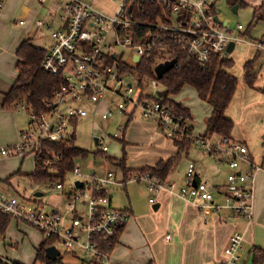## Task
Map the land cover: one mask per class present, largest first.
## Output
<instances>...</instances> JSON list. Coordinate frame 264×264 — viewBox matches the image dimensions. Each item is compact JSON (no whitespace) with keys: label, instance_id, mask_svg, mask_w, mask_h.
I'll use <instances>...</instances> for the list:
<instances>
[{"label":"built area","instance_id":"1","mask_svg":"<svg viewBox=\"0 0 264 264\" xmlns=\"http://www.w3.org/2000/svg\"><path fill=\"white\" fill-rule=\"evenodd\" d=\"M60 1L63 11L61 28L55 29L43 19L37 21L39 27L48 26L53 38L43 68L62 79L49 102L54 108L43 114L28 111L31 119L29 127L21 131L18 143L0 146V157L36 155L45 140L57 141L71 135L75 132L73 120L88 114L84 106L72 103L91 102L107 106L102 111L104 119L113 117L116 112H123L128 117L139 111L143 117L157 121L166 136L191 137L193 144L201 146L230 171L224 185L213 187L197 178L196 163L190 161L185 183L178 186L176 181L161 179L150 172L136 173L125 182L124 174L115 167L100 174L86 173L76 166L65 180L49 182L50 187L59 190L66 199L64 205L48 209L40 203L41 200L35 199L40 197L24 200L0 191V215L29 224L45 237H53L59 245H51L57 246L61 253L69 252L79 257V264H111L113 249L131 214L112 204L108 189L129 181H146L149 190L154 193L150 197L151 203H155L157 195L166 191L196 204L201 210L224 212L232 219H252L256 171L260 165L253 161L248 146L227 137L219 136L217 140L214 136L196 132L189 116L173 112L162 101L158 94L161 88L156 71L147 86L142 87L136 76L121 73L119 65L122 61L136 66L143 58L156 52L159 54L157 59L170 56L168 44L164 42L168 38L165 34H155L159 44L137 41L142 36L138 27H143V24L132 18L129 12L135 1L142 9H145L146 2L158 4L161 12L152 23L153 27L159 33H169L173 41L186 46L203 62L209 61L215 54L229 56L230 42L237 44L248 40L243 34L246 27L238 23L234 29L229 20L219 17L218 21L216 16L219 14L215 9L218 0H123L115 13L105 12L87 0ZM3 5L0 1V7ZM67 18L69 21L65 27ZM255 45L264 50L263 40L255 42ZM117 48L124 49L122 54ZM129 50L132 53L126 61L123 55ZM164 61L167 60L161 62ZM260 75L264 77V67ZM17 105V108L27 110L26 104ZM96 136L97 144H103V138L99 134ZM118 136L116 132L114 137ZM108 150L109 146L103 144L102 151ZM243 242L242 234L234 233L225 249L226 256L219 264H240ZM0 261L1 264H13V259L1 253Z\"/></svg>","mask_w":264,"mask_h":264},{"label":"crops","instance_id":"2","mask_svg":"<svg viewBox=\"0 0 264 264\" xmlns=\"http://www.w3.org/2000/svg\"><path fill=\"white\" fill-rule=\"evenodd\" d=\"M0 1L4 3V5L0 7V145L3 146L18 143L21 131L28 128L31 122L27 110L20 108L11 109L4 106L5 94L10 91L18 76V47L25 39L31 38L34 45L48 49L53 42L50 29L46 25L39 27L37 21L43 19L46 21V24H50L53 27L52 20L54 17L59 18L62 22L61 15L63 11L60 0ZM100 1L101 3L99 4L102 6L107 5V0ZM263 1L264 0H260L256 6H259ZM61 26L62 25H60L59 28H61ZM242 43L250 45L248 56H246L247 51L237 54V60L241 59L242 61L244 78L246 75V70L244 68L245 62L254 57L258 47L252 40H247ZM238 45L244 44H241V42L235 44L233 51H235ZM237 60L235 59L234 66L229 69L234 75H236V73L233 69L236 66ZM261 63H264L263 60ZM244 84L243 106L246 107L248 101H256L258 102L257 112L264 111V94L253 90L255 87H250L245 82ZM186 87L189 86H185V88ZM263 88L264 86H260L259 89ZM233 102L227 110V116L234 120L236 128L238 111L236 113L234 107L232 108ZM102 104L104 106L102 110H105L107 106L104 103ZM210 108L211 114L212 107ZM194 120L195 117L193 115L192 122L195 131L198 133H205V129H200ZM156 123L160 127L157 121ZM235 128L232 134L233 139L245 143L250 150L249 137L252 135L253 138L250 140V143L252 145L255 144L254 139L256 133H264V120L259 121L256 128L251 129V132L245 130L244 133H235ZM246 136H248V138ZM214 137L220 138L217 135ZM168 138L173 140L170 137ZM176 151L177 148L174 144L172 155L176 153ZM251 156L253 161L260 165V168L256 171L255 210L252 219H232L224 212L218 213L215 210H201L196 204L166 191L157 195L158 200L155 203H151L150 197L153 196L154 193L150 191L147 186V191L150 192L148 199L152 205L149 202H145L144 211H140L134 207L130 201V206L121 208L128 211L131 214V218L119 235L118 242L111 255V264H219L226 256L225 249L230 243L231 236L237 232L242 234L244 240L241 251L242 261L243 253H248V256L250 255L252 257L251 250L253 246H259L264 249V146L261 148V154L258 155V151L255 154L251 152ZM22 157L23 158H20L17 155L0 157V191L3 193L9 194L7 191L12 185L11 180L13 179H10L9 176L22 174V172L24 174L30 173L22 170L23 162L27 156ZM159 159H157V161ZM195 163L196 174L199 180L208 181L209 178L213 177V179H211L213 187L225 184L226 178L221 176L222 170H226L224 168L225 166L221 167L219 162V166H217L215 161L210 163L209 158L206 159V157L199 162L196 159ZM35 164L32 172L35 169ZM108 169H103L100 174L105 173ZM173 171L169 175L168 180L176 181L178 186L182 185L183 180L176 178L173 175ZM182 179H184V177H182ZM157 203H159L158 209H154L153 206ZM112 204L115 206L113 200ZM17 226H19V224H17ZM15 231L16 233H8L7 228L4 236L5 244L3 245L5 250L9 248L7 243L13 244V242H11L13 239L18 240L23 233H27L25 230L19 231L15 229ZM7 234L10 239H7ZM2 235L3 234L0 233V236ZM167 235H170V238H167ZM11 249L15 250L13 248ZM3 255L5 256L6 253H3ZM7 257L18 261V259L13 256ZM242 261L240 264H246V261H243V263ZM76 264H79V261H77Z\"/></svg>","mask_w":264,"mask_h":264},{"label":"trees","instance_id":"3","mask_svg":"<svg viewBox=\"0 0 264 264\" xmlns=\"http://www.w3.org/2000/svg\"><path fill=\"white\" fill-rule=\"evenodd\" d=\"M239 3L240 0H232V6ZM130 8L129 12L132 13V18L143 24V27H138L142 36L137 41L146 43L157 42L159 44L160 40L155 37V34H161L162 36L165 34L168 38L164 42L166 45L168 44V54L170 53V56L162 58V60H168V58L177 60L175 66L164 73L162 78L158 77L159 83L163 86L161 90H167V93L161 96L162 101L173 112L189 116L193 121L190 107L171 97V95L179 94L185 86L193 87L198 96L212 107V112L207 118L204 134L211 137L217 135L234 140L232 134L235 122L227 116V110L239 86L238 76L229 70L235 64L234 57L215 54L209 61L203 62L195 55H192L186 46L173 41L169 33H159L153 27L152 23L156 21L159 12H161L158 4L146 2L145 9H142L135 1ZM253 18L256 23L264 21V1L259 6H255ZM252 30L253 22L243 32L244 36L247 34L252 37ZM260 41L262 40L258 42ZM46 53L47 48L34 45L31 38L25 39L20 44L17 50L19 57L17 65L18 76L10 91L5 94L4 106L6 108L14 109L18 107V103H24L27 106V111H34L37 114L48 113L54 108L49 102L59 89L62 79L60 76H55L43 68ZM158 55V52L152 53L143 58L136 66L124 64L120 61L121 73H130L136 76L142 83V87H146L149 80L155 76V65L157 60H159L157 59L159 58ZM262 60L264 62V50L258 49L254 57L245 62L246 75L243 79L250 87L254 88L256 85L262 70L261 67H264V63H261ZM132 117L133 115H129L128 120ZM77 123L78 119H74L73 125L75 127ZM76 137V132H74L61 140H45L41 148L36 151L34 171L27 175L31 176L38 184L65 180L67 175L77 166L76 159L78 157L87 158L90 154L89 150L76 144ZM172 139L177 148L176 153L168 159H159L153 165L137 169L127 167L126 154L123 159L116 161V159L102 150L99 153L107 157L112 167L122 168L125 182L132 175L142 172H150L161 179H168L171 172L179 164L183 153L188 151L193 145L192 138H188L186 135H179ZM35 199L40 200V198ZM11 220L10 216L0 215L1 234L5 235ZM54 241L53 237H45V240L38 248L37 260L45 264H63V252L55 259H51L46 255V247L53 244ZM251 253L252 264H264L263 248L253 246ZM8 258L12 260V258ZM13 264L24 263L13 259Z\"/></svg>","mask_w":264,"mask_h":264},{"label":"rangeland","instance_id":"4","mask_svg":"<svg viewBox=\"0 0 264 264\" xmlns=\"http://www.w3.org/2000/svg\"><path fill=\"white\" fill-rule=\"evenodd\" d=\"M87 1L93 2L105 12L115 13L119 9L120 3L123 0H107L108 2L106 6L99 4L101 3L100 0ZM259 1L260 0H240L238 11L235 12L233 11L232 0H218L215 3V9L218 11L219 17L223 20H229L230 26L234 29H236L238 23H242L247 28L249 24L253 22L252 37L247 34L245 37L248 40L254 39L252 41L255 43V41L258 42L259 40L264 41V21H260L258 23L253 21L254 9ZM52 23L53 28L55 29H58L60 25H62L61 20L57 17L53 18ZM241 44L244 45H238L235 51L230 53V56L235 57L236 60L238 59V53L241 54L247 51L246 56H248L250 52V45L242 42ZM117 49L119 50V53L122 54L124 49ZM130 53H132L130 50L124 52V60L129 61ZM160 61L162 60H157V63ZM233 70L239 78V86L236 91V95L231 101V103L234 101L232 108L234 107L236 113L238 111L235 133H244L245 130L247 132H251V129L256 128L259 121L264 120V111L257 112L258 102L256 101H248L246 103V107L243 106V89L245 84L243 79L244 70L241 59L237 60L236 66ZM260 86H264V77L259 75L257 84L254 86L255 88L253 90L264 94V89L260 90ZM159 88L162 89L163 86L160 84ZM171 97L187 104L191 108V112L195 117L194 122L197 123V126L200 129L206 130L207 118L209 117L211 106L198 96L196 90L193 87H186L182 92L177 95H171ZM72 104L84 106L88 110V114L86 116H81L78 119L76 127H73L77 136L76 144L84 149L89 150L90 152L87 158L78 157L76 159V164L81 168L82 171L86 173H100L103 171V169H108L109 167L114 168V166L112 167L108 162L107 157L99 153V151L102 150L103 144L109 146V150L106 152V154L116 159V161L123 159L126 154V165L131 169L153 165L159 158L168 159L172 156L174 150L173 140L169 139L163 133L164 131L161 130L155 120L143 117L139 111H137L134 116L130 118V120H128L127 115L123 112H116V114L111 119H104L102 118V109L104 107L102 103L97 104L91 102H73ZM116 132L119 133L117 138L114 137ZM98 134L103 138V144H96L95 136ZM263 134L264 133L262 132L256 133L254 139L255 144L253 145L250 143V140L253 138L252 135H250L249 147L252 153L255 154L258 151V155L261 154V148L264 146V141L262 139ZM246 137L248 138V136ZM216 139L218 140L217 137ZM26 156L27 157L23 162L22 170L31 173L35 164V156L32 154ZM18 157L23 158L22 156ZM204 157H206V159L209 158L210 163L215 161L217 166H219V162L220 166L224 167V164H222L220 160L215 157L213 159V155L208 154L198 144H193L188 151L183 153L179 164L173 171V175L176 178L183 180L182 184H184L189 162H196V159L199 162L203 160ZM224 168L226 170H222L221 176L227 178L230 169L228 168V170L226 166ZM116 170H120V173L123 172L121 167H116ZM182 177H184V179H182ZM9 178H13L11 180L12 185L7 191L10 195H16L21 199L28 200L33 199L37 191H42L44 194L40 196V203L45 205L46 208L52 209L58 207V205H64L66 203V199L62 196L60 191L52 189L49 185V182L38 184L31 178V176L24 174L23 172L22 174L18 175H11ZM211 179H213V177L209 178L207 181L209 184L211 183L210 185H212ZM66 183L68 184L69 181ZM147 190L146 181L133 180L129 181L126 186L116 185L115 187L109 189V195L111 199L113 197L112 200L115 206L118 208H126L127 206H130L131 201L134 207L140 211H144L145 202H149L148 198L150 196V192ZM217 191L218 190H216V192ZM17 224H19V226H17ZM15 229L19 231L25 230L27 233H23L20 239H18L19 244L17 239H13L11 241L13 244L7 243V246L9 247L7 250H5L3 246L5 244V235L0 236V252L6 253L5 256H13L18 259V261L24 262L25 264H45L36 258L38 248L45 240L44 234L29 224L18 223L16 219H12L8 226V233H16ZM7 239H10L8 234ZM54 243L58 244L56 240ZM11 248L15 249L16 251L12 250ZM243 254V261H246V264H251L252 257L250 255L248 256V253ZM78 259L79 257L74 256L72 253L63 251V264H76V262L79 261Z\"/></svg>","mask_w":264,"mask_h":264},{"label":"water","instance_id":"5","mask_svg":"<svg viewBox=\"0 0 264 264\" xmlns=\"http://www.w3.org/2000/svg\"><path fill=\"white\" fill-rule=\"evenodd\" d=\"M238 8H239V4H235L233 6V11L237 12L238 11ZM216 19L219 21V16L217 15L216 16ZM69 21V18L66 19L65 23H64V26L66 27L67 26V23ZM224 23L226 24L227 23V20L224 21ZM235 48V42H230V44L228 45V51L229 52H232ZM115 56V55H114ZM136 59H138V57H135ZM176 59H171V60H167V61H164V62H161L159 63L156 67H155V71H156V74L159 78H162L164 73H166L168 70H170L172 67L175 66L176 64ZM167 93V90H159L158 91V94L160 96H163ZM263 139H264V135H263ZM95 142L96 144L98 143V136H95ZM78 184H82L81 181L78 182ZM44 194V192L42 191H37L35 193V196L37 197H40ZM158 206H159V203H157L156 205H154V209H158ZM61 254V250L55 246V245H49L46 247V255L48 257H50L51 259H55L57 258L59 255Z\"/></svg>","mask_w":264,"mask_h":264}]
</instances>
